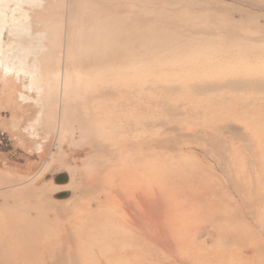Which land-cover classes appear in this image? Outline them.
Here are the masks:
<instances>
[{
	"label": "rangeland",
	"instance_id": "1",
	"mask_svg": "<svg viewBox=\"0 0 264 264\" xmlns=\"http://www.w3.org/2000/svg\"><path fill=\"white\" fill-rule=\"evenodd\" d=\"M16 1L0 264H264V0Z\"/></svg>",
	"mask_w": 264,
	"mask_h": 264
},
{
	"label": "bare ground",
	"instance_id": "2",
	"mask_svg": "<svg viewBox=\"0 0 264 264\" xmlns=\"http://www.w3.org/2000/svg\"><path fill=\"white\" fill-rule=\"evenodd\" d=\"M38 0H29V1H26V2H30V3H36ZM6 2V1H5ZM12 2H14V1H12ZM12 2H10V3H12ZM3 4V3H2ZM22 5V0H17L16 2H15V7H19V6H21ZM4 7H5V5H4ZM14 7V8H15ZM17 7V8H18ZM18 9H20V8H18ZM18 11V10H17ZM26 11V10H25ZM1 13H2V11L0 10V20H2V16H1ZM13 15V14H12ZM11 15V16H12ZM15 15V14H14ZM17 16V15H16ZM23 16V21H25V22H28V20H29V16L32 18V19H30V22L32 23L31 25L32 26H34L33 24V21H34V17H33V15H28V14H26L25 12H24V14L22 15ZM21 17V16H20ZM20 17L18 16V18H16L15 19V16L14 17H12V18H10V21L12 22L13 21V23H21V22H23L22 21V18L20 19ZM25 22H24V24H25ZM23 24V25H24ZM17 25V24H16ZM20 25V24H19ZM22 25V24H21ZM15 28V27H14ZM18 29L20 28V27H17ZM12 29V28H11ZM25 29V28H24ZM17 31V30H16ZM11 32V31H10ZM24 32V31H23ZM35 33V32H34ZM38 32H36V34H37ZM38 36L40 37V35L38 34ZM1 40V39H0ZM22 50V49H21ZM18 53V52H17ZM24 57L23 58H21L22 56H20V61L21 62H18V60H16V62L13 64V65H9L8 63H5L4 65H5V69H9V70H16V71H19V70H26L27 69V63L25 64V62H24V60L22 61V59H24V58H26V54H24L23 55ZM19 58V57H18ZM14 68V69H13ZM23 68V69H22ZM19 69V70H18ZM28 70V69H27ZM32 70V69H31ZM52 166L53 164L50 162V163H48L46 166H45V168L43 169V172H46V171H48L49 170V166ZM48 169V170H47ZM42 171V170H41ZM42 172V173H43ZM41 174V173H40ZM44 174V173H43Z\"/></svg>",
	"mask_w": 264,
	"mask_h": 264
},
{
	"label": "water",
	"instance_id": "3",
	"mask_svg": "<svg viewBox=\"0 0 264 264\" xmlns=\"http://www.w3.org/2000/svg\"><path fill=\"white\" fill-rule=\"evenodd\" d=\"M48 176L49 175H47V177ZM54 180L56 182H64L66 180V174H65V172H60V173L56 174ZM66 195H68V193L65 191V192H61L60 194L59 193L56 194V197L57 198H65Z\"/></svg>",
	"mask_w": 264,
	"mask_h": 264
},
{
	"label": "flooded vegetation",
	"instance_id": "4",
	"mask_svg": "<svg viewBox=\"0 0 264 264\" xmlns=\"http://www.w3.org/2000/svg\"><path fill=\"white\" fill-rule=\"evenodd\" d=\"M6 112H4L5 113V116H8L9 117V111H7V110H5ZM2 130H1V128H0V132H1ZM3 133V132H2ZM0 142L1 143H4L5 142V139L4 138H0ZM5 147H6V150L5 151H9L10 149H9V146L7 145V143H5L4 145H2V146H0V149L1 150H4L5 149Z\"/></svg>",
	"mask_w": 264,
	"mask_h": 264
}]
</instances>
